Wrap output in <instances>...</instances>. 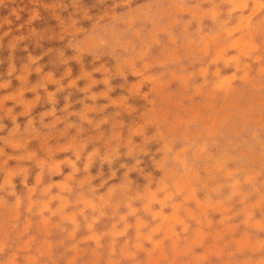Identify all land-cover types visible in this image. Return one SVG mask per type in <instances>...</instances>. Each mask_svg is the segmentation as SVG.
Masks as SVG:
<instances>
[{"label":"rangeland","instance_id":"374dc122","mask_svg":"<svg viewBox=\"0 0 264 264\" xmlns=\"http://www.w3.org/2000/svg\"><path fill=\"white\" fill-rule=\"evenodd\" d=\"M0 264H264V0H0Z\"/></svg>","mask_w":264,"mask_h":264}]
</instances>
